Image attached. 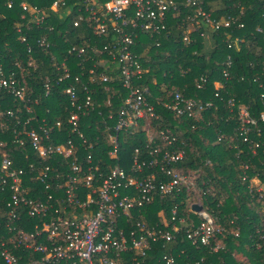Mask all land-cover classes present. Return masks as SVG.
I'll return each mask as SVG.
<instances>
[{"label": "built area", "instance_id": "built-area-1", "mask_svg": "<svg viewBox=\"0 0 264 264\" xmlns=\"http://www.w3.org/2000/svg\"><path fill=\"white\" fill-rule=\"evenodd\" d=\"M12 4V0L6 3L8 8ZM181 6L192 9L181 18L185 26V41L191 39V31L206 39L211 32L225 30L232 25L242 26L233 14L214 17L212 8L206 7V0H52L50 12L58 13L61 9L63 19L69 17L72 27L81 29L79 33L82 34L77 33L75 39H83L88 30L105 41L100 45H89L84 39L81 44L71 43L68 53L83 57L81 61L74 62L76 73H72L67 57L59 62L52 57L53 68L43 77L42 87L46 96L55 86L68 81L62 92L72 107L67 118L72 137L52 143V133L62 123L56 121L51 125L42 119L34 127L32 116H28L24 123L17 119L18 129L13 127L12 132L20 145H30L36 154V163L30 162L29 169L15 168L6 151L0 149V192L10 191L6 205L0 208V257L4 264H176L173 256L165 251L157 261L145 263V259L150 256L154 243L162 241V247H165L182 229L194 247L204 246L209 252L225 247V227L215 223L200 206L195 178L177 169L184 151L172 147L176 138L169 128L158 130L157 135L149 133L146 152L135 148L127 169L120 164L119 151L122 140H125L121 134L131 135L141 126L147 130L153 120L161 119L147 97L149 89L137 83L146 71L142 54L134 48L137 38L140 33L168 32L167 15L172 11L178 16ZM20 7V18L27 25H41L50 13L47 11L46 14L25 1L20 3ZM30 10L34 12L27 17L25 12ZM47 29L46 34L37 40L43 48L52 45L48 36L53 27L48 26ZM256 29L264 32L260 27ZM225 33L227 46L237 47V40L229 39V32ZM19 38L22 42L27 39L25 35ZM88 48L99 59L93 60L87 55ZM87 59L92 60L91 66L84 64ZM99 62L105 64L104 68L98 67ZM224 63L230 66V57ZM32 64L33 60H28V65ZM222 75L229 78L226 68L222 69ZM115 80L120 81L125 94L114 115L108 114L109 118L114 117L112 131L106 139L110 146V161L105 163L98 158L95 162L88 150L91 144L79 129L80 121L93 112H102L99 102L94 99L93 85L100 84L104 91L113 95L118 90L112 89L108 83ZM200 80L205 79L200 77ZM0 89L22 99L25 87L13 75L5 76L0 71ZM214 95L220 97L216 92ZM156 102L171 112L175 119L195 116L213 105L211 100L187 97L180 92ZM104 104H111L109 97ZM226 105L235 112L238 134L244 142H249L248 148L255 153L259 141L251 139L250 135L253 132L260 134L257 123L259 120L264 122V109L255 118L244 104L235 103L232 97L226 99ZM3 116L11 117L13 111H0V126L6 128L7 124L1 122ZM76 137L80 140L78 145ZM0 145L5 146L6 142L1 141ZM81 147L87 152L80 155ZM58 157L57 164L55 160ZM35 165H39L37 172L32 171ZM255 179L259 180L257 174L250 179V186L260 191V181L258 185L251 182ZM183 188L194 191L195 203L201 207L193 210L200 218L198 222L179 215L177 207L170 209L169 218L163 211L158 213L159 224L164 228L150 226L134 214L149 204L154 195L171 194ZM23 211L33 219L31 224L22 222L20 214Z\"/></svg>", "mask_w": 264, "mask_h": 264}, {"label": "trees", "instance_id": "trees-1", "mask_svg": "<svg viewBox=\"0 0 264 264\" xmlns=\"http://www.w3.org/2000/svg\"><path fill=\"white\" fill-rule=\"evenodd\" d=\"M8 1L0 0V71L5 76L13 75L25 89L22 99L14 98L0 89V111H13V116L1 118V122L8 127L0 126V142H6L5 146L0 145V149L6 151L15 168L20 166L29 169V163L37 161L36 154L28 143L20 145L15 141L16 135L12 128L18 129L17 119L24 123L28 116H32L31 124L34 127L42 119L51 125L60 121V130L54 129L52 133V143L72 137L67 123L72 107L68 97L62 92L68 81L55 86L51 94L46 96L42 87L43 77L50 74L53 58L59 62L67 57L71 72L76 73L74 62L81 61L83 57L68 53L71 43L81 44L84 39L89 45H100L105 40L92 35L88 30L83 34V39H75L77 33L82 34L79 33L81 29L73 28L69 17L63 19L64 12L61 9L58 13L50 12L52 0H12L11 8L6 5ZM22 1L39 7L46 14L49 11L45 22L41 25L25 24V20L20 18ZM213 1L217 5L221 2L213 13L214 17L219 18L221 13L233 14L238 17L236 22L242 26L232 25L228 29L211 32L206 39L212 40V48L205 49L206 39L195 31L189 33L190 40L183 39L186 32L181 18L191 13L190 7L181 6L178 16L169 12L168 32L139 34L134 48L142 54L146 71L137 83L149 89L150 95L147 97L161 119L153 120L147 130L141 126L131 135L121 134L125 140L121 142L119 156L121 166L127 169L135 148L146 152L149 133L157 135L158 130L169 128L171 135L176 138L172 147L184 151L177 169L195 178L201 199L200 206L215 223L225 227L223 241L226 245L216 252H209L204 246L194 247L186 239L182 229L177 233L176 239L168 242L165 247H162V241L154 243L145 263L157 261L165 251L173 256L176 264H264V122L259 120L257 123L259 135L255 132L250 135L251 139L259 141L256 152L252 153L248 148L249 142H244L238 134L235 112L230 111L226 105V99L232 97L235 103L244 104L255 118L264 109V32L256 29L260 27L264 31V0ZM33 12L30 10L25 13L28 17ZM16 23L21 25L19 31ZM48 26L53 27L48 36L52 45L43 48L37 40L46 34ZM225 31L229 32V39L237 40V47L227 46ZM20 35H25L26 41L22 42ZM86 53L93 60L99 59L89 48ZM227 57L231 59L230 66L224 63ZM31 59L33 64L28 65V60ZM91 63V59L84 62L90 66ZM104 65L99 62L98 67L104 68ZM223 68L229 72L228 79L222 75ZM111 72L114 75V70ZM200 77L205 80H200ZM108 84L118 92L111 95V92L103 90L102 85H93V96L99 102L102 112H93L83 117L79 126L91 144L88 150L92 152L95 162L98 158L105 163L110 161V146L106 139L112 131L114 117L109 118L108 114L111 112L114 115L125 94L119 80ZM175 92L191 98L211 100L213 105L195 116L175 119L171 112L156 102L157 99H168ZM215 92L220 97L215 96ZM108 97L110 105L104 104ZM74 139L78 145L79 138ZM86 152L80 148V155ZM59 160V157L56 158L57 164ZM38 167L39 165H35L32 171L37 172ZM256 174L262 185L260 191L250 186V179ZM9 196L10 191L7 189L0 192V208L6 205ZM194 201V191L183 188L171 194L154 195L149 204L136 210L134 214H138L150 226L164 228L159 224L158 213L163 211L169 218L170 209L177 207L179 215L198 222L200 218L192 208ZM20 217L26 225L33 222L25 211L21 212ZM0 264H4L1 257Z\"/></svg>", "mask_w": 264, "mask_h": 264}, {"label": "crops", "instance_id": "crops-1", "mask_svg": "<svg viewBox=\"0 0 264 264\" xmlns=\"http://www.w3.org/2000/svg\"><path fill=\"white\" fill-rule=\"evenodd\" d=\"M221 3V2H220ZM220 3L217 5V3L215 2V1H209V0H206V7H211L212 8V10H213V13H214V11H215V9H216V7L218 6V7H220ZM222 14V13H221ZM205 49H209V48H212V46H213V43H212V40L211 39H206L205 40ZM146 46V45H145ZM255 184H257V183H255Z\"/></svg>", "mask_w": 264, "mask_h": 264}, {"label": "rangeland", "instance_id": "rangeland-1", "mask_svg": "<svg viewBox=\"0 0 264 264\" xmlns=\"http://www.w3.org/2000/svg\"><path fill=\"white\" fill-rule=\"evenodd\" d=\"M15 26H16V29H17V30L20 29V27H21V25L18 24V23H16ZM26 68H27V67H26ZM27 70H28V68H27ZM258 181H259V180H257V179H255V180H251V182H252L253 184L257 183V184H255V185H258V184H259ZM261 186H262V185H261ZM261 186L259 185V187H261ZM194 204H198V203H195V201H194Z\"/></svg>", "mask_w": 264, "mask_h": 264}, {"label": "water", "instance_id": "water-1", "mask_svg": "<svg viewBox=\"0 0 264 264\" xmlns=\"http://www.w3.org/2000/svg\"><path fill=\"white\" fill-rule=\"evenodd\" d=\"M192 208L194 209V210H200V206L199 205H197V204H193L192 205Z\"/></svg>", "mask_w": 264, "mask_h": 264}]
</instances>
